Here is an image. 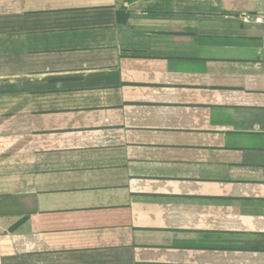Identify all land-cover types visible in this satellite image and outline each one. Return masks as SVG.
<instances>
[{"label":"crops","instance_id":"crops-1","mask_svg":"<svg viewBox=\"0 0 264 264\" xmlns=\"http://www.w3.org/2000/svg\"><path fill=\"white\" fill-rule=\"evenodd\" d=\"M264 0H0V264H264Z\"/></svg>","mask_w":264,"mask_h":264},{"label":"built area","instance_id":"built-area-1","mask_svg":"<svg viewBox=\"0 0 264 264\" xmlns=\"http://www.w3.org/2000/svg\"><path fill=\"white\" fill-rule=\"evenodd\" d=\"M243 22L264 24V12L247 13L243 15Z\"/></svg>","mask_w":264,"mask_h":264}]
</instances>
